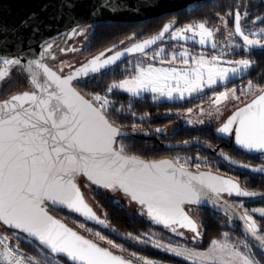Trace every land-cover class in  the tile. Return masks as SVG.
<instances>
[{"label":"snow or ice","instance_id":"1","mask_svg":"<svg viewBox=\"0 0 264 264\" xmlns=\"http://www.w3.org/2000/svg\"><path fill=\"white\" fill-rule=\"evenodd\" d=\"M76 2L63 0L62 7L73 12ZM105 9L114 12L118 5L113 0H100L92 15H98ZM226 15L234 16V31H229L228 35L238 36L242 40V44L235 47L244 51L264 50V28L257 33L246 32L242 27V21L248 17L247 11L241 13L237 9ZM220 19L227 25L224 17ZM256 20L264 22V17L257 16ZM207 23L204 21L176 28L170 32L171 39L189 40L198 36L200 45L211 43L215 49L217 45L211 39L214 31L206 26ZM170 27L165 25L158 36L133 44L124 52L117 51L103 59L104 53H101L68 75H63L64 66L54 70L45 62L54 50L51 40L39 43L38 57L28 58L32 42L40 32L38 17L34 13L11 28L0 25V49L12 45L15 50L14 55L0 54V89L14 83L11 70L18 69L26 74V90L0 100V227L12 230L11 236L0 233L2 264H38L36 258H26L20 249L19 240L22 237L38 244L46 254L45 264H131L49 214L50 206L67 209L82 216L85 221L110 227L107 218L100 219L85 201L77 182L79 177H85L90 185L98 189L121 193L128 201L140 206L143 210L141 214H146L152 222L163 225L177 236L184 235L179 229L192 232L193 240L200 238L202 233L199 223L190 216L193 210L191 206L209 203L222 208L226 213L236 215L245 233L257 242L259 251L264 252V228L244 208L243 200L235 205L222 200L225 193L229 197L247 199L258 196L264 199V193L241 188L238 178L190 171L187 160L183 163L179 158L146 160L138 155H130L126 146L118 141V137L126 133L115 120L110 119V110L121 112L123 106L115 108L107 94L95 93L91 98H85L73 85L74 80L95 76L115 65L126 53L148 56L146 49L169 33ZM77 31L74 27L69 35H75ZM25 32H29L27 38ZM163 51L161 48L153 58L159 57ZM179 57L182 64L190 63L186 49L179 53ZM176 59L177 55L172 54L168 63ZM218 61L217 56L211 57L210 61L203 55L191 57V62L197 66L184 70L158 68L151 63L146 66L137 64L134 75L114 81L108 86L107 93L120 90L132 97H139L143 92H151L171 100L176 92L183 98L185 91L189 95L200 92L205 87H212L247 71L254 64V61L245 58L227 61L234 66L224 68L218 66ZM68 67L71 68L70 65ZM169 81H174L175 86L169 87ZM247 88L254 93L249 102L241 100L236 95V89L215 95L213 102L217 105L227 101L229 96L243 104L215 131L221 137L232 138L238 148L248 153H259L264 158V86L253 85L249 81ZM131 106L129 103L128 108L131 109ZM199 123L203 124L204 121ZM136 130L133 125V131ZM220 154L230 163H236L222 149ZM194 167L199 170L201 163H195ZM239 167L251 168L252 172L264 175V165L254 167L240 164ZM109 202L123 210V205L114 199ZM238 209L244 210L238 212ZM257 212L264 218V208L252 209V213ZM79 227L92 231L84 223H80ZM94 234L100 240H106L99 232ZM223 237V240H213L207 253L163 245L158 241L153 242V247L185 259L196 257L198 264H259L252 252L257 245L241 241L239 243L244 246V251H241L237 244L229 242L228 233H223ZM13 238L17 243H12ZM129 238H132L131 234ZM134 239L148 242L141 241L140 237ZM107 243L113 248L122 249V245L112 240H107ZM144 264L152 262L144 260Z\"/></svg>","mask_w":264,"mask_h":264},{"label":"water","instance_id":"2","mask_svg":"<svg viewBox=\"0 0 264 264\" xmlns=\"http://www.w3.org/2000/svg\"><path fill=\"white\" fill-rule=\"evenodd\" d=\"M217 0H113V2L118 5V9L116 11H110V10H102L100 14L98 15H92L93 10L98 6L100 3V0H77L76 2V8L73 12H69L67 9L63 8V0H0V25H8L10 28L13 25H16L19 23L21 19L27 18L30 14H35L38 17L40 32L37 34L32 42V51L28 54V58L32 57H38L39 56V43L43 42L44 40H51L53 42V52L52 56L47 57L45 62L52 67L54 70L57 69V66L62 63H66L68 61H73L74 58L77 59L81 56V54L85 50L84 40L83 37L85 33L87 32V28L99 25V24H136V23H143L152 21L154 19L175 14L187 9H190L192 7H196L199 5H203L206 3H210ZM77 28V34L75 35H69L72 28ZM175 25H171L169 33L174 29ZM163 30V29H162ZM161 30V31H162ZM30 31V30H29ZM160 31V32H161ZM159 32V33H160ZM156 34L152 37L143 39L141 41L135 42L133 44L142 43L145 40L152 39L155 36L159 35ZM169 33H166L165 36L159 40L156 41L155 44L150 45L146 51H150L154 47L164 43L166 41L167 36ZM29 35V32H25V37L27 38ZM242 41V40H241ZM133 44H129L124 46V43H118L115 44L102 52L87 57L83 60H80L79 63L75 62L74 64H66L64 66L63 75H68L70 71H74L75 69L81 67L83 64L87 63L91 59H93L96 56H99L101 53H104L103 58H107L108 56L114 55L115 52L120 51L124 52L126 48L131 47ZM60 48H63L64 50H59ZM0 54H15V50L13 49L12 45H9L7 48L0 49ZM139 57L141 60H145L143 57V54L141 53H133V54H125L121 57L119 61L115 65H112L108 69L102 71L99 74H96L95 76H98L100 74H103L107 72L108 70L128 61L129 59ZM146 61V60H145ZM71 66L69 68L68 66ZM2 67V66H0ZM15 71L20 72L18 69L11 70V78L13 80ZM24 77L26 76L25 73ZM95 76H89L85 79L81 80H74L73 85L76 88V90L85 96V98H91L88 95H86L79 87L78 83H82L85 81H88L89 79L95 77ZM7 86V85H5ZM26 90V80L24 83L20 84L18 87H16L11 93L6 94L3 96L4 89H0V100L7 99L11 94H14L19 91ZM118 126V125H117ZM120 127V126H119ZM122 128V127H121ZM123 131L126 133L122 137H118V141L123 139H133L134 141H140V140H149L152 139V137H147L138 134L136 131H132L129 129L122 128ZM216 130V129H215ZM215 135L223 138V139H230L229 137H221L219 134L216 133ZM233 141V139H232ZM234 143V142H233ZM159 146L165 150L169 151H177V150H187L191 148L192 146L201 147L205 151L209 152L212 156L216 157L217 159H221L224 162H226L228 165L251 173L255 175H261L259 173H255L251 171V168L245 169L242 167H239L241 163L232 157L231 159L235 160L236 163H230L229 161L225 160L223 156L220 154V148H216L213 145L201 141V140H193L190 142H183V143H159ZM235 147L249 155H259V153H248L240 148H238L236 145ZM225 154V153H224ZM145 159V158H144ZM160 159H169L174 160L171 157H165ZM160 159H152V160H160ZM149 160V159H146ZM251 166V165H250ZM190 171L196 172H211L213 175H220L225 178H232L236 179L232 176L213 171L208 169H202L200 167L199 170L197 169H189ZM264 176V175H262ZM81 192L84 195L85 201L89 204V206L92 208L93 212L100 218L105 219L107 218L106 214L103 213L102 209L99 207L93 193H97L98 195H101L105 197L108 201L115 200L118 203L122 204L123 207L127 209V211L132 212L134 214H137L143 221L147 223L150 227L153 229L166 234L170 237H173L179 241L185 242V243H191L193 233L186 230V229H179V231H182L184 233L183 236H177L174 233H172L170 230L166 229L163 225L155 224L152 222L146 214H141L142 209L139 205H137L135 202H130L125 198L121 193H111L104 189H98L95 185H90V183L87 181L85 177H79L77 180ZM241 188H246L241 181L239 180ZM86 185H88L86 187ZM248 190V189H247ZM257 192V191H256ZM262 193V192H258ZM257 198H260L259 196ZM255 198V199H257ZM222 200H227L229 204L235 205L233 203L234 200H248L247 198H240L236 196L229 197L226 193L222 195ZM192 212L190 213V216L193 220L198 221L197 217L194 215V210H209L212 211L218 215L224 216L229 221L237 222L239 225L240 230L242 231L243 235L245 236L246 240L249 241L251 245H257L255 249L259 251V245L257 242L252 239L250 236H248L243 227L242 223L239 221V219L236 217L233 213H226L224 209L219 207H213L209 203H205L203 205H193ZM54 210L57 212H63L68 216L77 218L84 223L100 230L104 233L112 234L120 239H123L127 243L133 245L134 247H139L138 244L135 243V241H130L129 237L123 236L121 233H119L115 227L112 226L111 222L107 218V223L110 225V227H104L103 225L97 224L94 221H85L82 216H79L76 213L69 212L67 209H57L53 207L48 208V212L50 215L54 216L55 218L61 220L63 223H65L69 228H72L74 231H77L80 235L84 236L86 239H90L93 242L97 243L101 247L109 248L111 251H113L114 254L122 256L125 260L130 261L131 264H144L139 263L137 260L131 258L129 255L123 253L120 250H117L115 248L109 247L105 245L103 242L96 240L94 238H91L86 233L81 231L80 229L73 226L71 223H69L66 219L63 217L56 215L54 213ZM238 212H241L240 209L237 210ZM259 225V223L257 222ZM200 225V223H199ZM201 231V226H200ZM202 233V231H201ZM202 237V235H201ZM200 237V238H201ZM30 240V238H27ZM31 241V240H30ZM34 242V241H32ZM36 243V242H34ZM37 244V243H36ZM38 245V244H37ZM261 252V251H259ZM264 254V252H261ZM2 264V262H0Z\"/></svg>","mask_w":264,"mask_h":264},{"label":"trees","instance_id":"3","mask_svg":"<svg viewBox=\"0 0 264 264\" xmlns=\"http://www.w3.org/2000/svg\"><path fill=\"white\" fill-rule=\"evenodd\" d=\"M249 8H256L255 2L253 0H219L215 2H211L205 5H199L193 11H183L177 13L175 15L176 20H179L182 23L188 22H204V21H216L215 16L217 14H223L225 12L234 13L237 9L241 12L247 11ZM169 15L163 16L152 21L136 23V24H99L94 25L87 28V32L83 37L85 50L81 54V60L94 56L103 50L118 44L124 43V46L133 44L135 42L141 41L143 39L152 37L159 33V31L166 25ZM139 58V57H137ZM149 60H136L133 64L128 61V65H137L149 64ZM124 65V66H123ZM120 64L107 72L95 76L88 81L78 83V87L89 97H91L95 93H105L107 91L108 86L114 81H119L124 79L125 77L134 74V71H130L129 69L124 68L125 64ZM264 73V60H258L257 67L252 71L253 77L255 74ZM16 74V73H14ZM13 78L14 83L11 86H5V89L2 94L6 95L11 93L16 87L25 82L24 74L14 75ZM259 79L264 82V76ZM112 98L114 100L115 108H122L121 112H115L110 110L111 115L110 119L115 120L117 125L129 129L133 131V125L136 126V132L140 135L147 137H156L159 139H168V140H179L180 134L186 132L189 135V139L193 137L200 136L203 139H206L208 136H213V131L216 127H210L206 129H192L187 127H178L171 134L162 135L161 132H157L156 129L159 127L151 125L161 124L163 122H167L166 115L170 112H175L174 109L170 111H166L167 109L164 107V104H153L148 99L144 100H136L130 99V96L126 95L121 91H115L112 94ZM129 103H131V109L128 108ZM180 111V110H178ZM135 113V115H132ZM185 114V113H184ZM183 115V112H181ZM149 116H151L154 120L149 121ZM171 118V117H170ZM169 128V126H166ZM127 144L126 151L130 155H138L145 159H159L163 153H167L165 149L160 146L152 147V143H148L147 140L134 141L133 139H123ZM181 140V139H180ZM191 149L187 151H178L179 153H189ZM170 154V153H169ZM195 158L198 157L196 154H192ZM208 155L207 153L203 154ZM99 207L102 209L103 213L106 214L108 220L111 222L112 226L116 228V230L121 233L125 237L134 236V234H139L142 231L153 230L152 227L147 225L145 221H143L137 214L127 211L125 207L123 210H120L117 207H114L112 203H110L105 197L98 195L97 193H93ZM194 215L197 217L202 231V237L196 240L192 239L191 243H187L188 245L195 247L197 249H206L213 240L220 239L225 231V223L224 219H227L224 216L218 215L209 210H194ZM56 215L64 217L66 215L63 212H57L54 210ZM68 218V222L71 223L72 219L79 220L77 218L66 215ZM72 218V219H71ZM71 221V222H70ZM73 223V222H72ZM0 233H4L6 235L11 236L12 230H6L0 227ZM108 236L114 238L117 242L122 243L126 246H130L135 249L137 252L147 255L150 258L158 259L167 263L172 264H191L188 263L178 257L170 255L168 253H164L156 248H153L149 245H145V247H134L133 245L127 243L123 239H120L112 234L106 233ZM130 241L131 238H129ZM12 243H17L16 239H12ZM19 247L22 250L25 257H34L38 262L45 264V261L42 260L40 251L43 250L36 244L30 243L26 241V238H21L19 240ZM258 261L260 264H264V256L262 253L258 252Z\"/></svg>","mask_w":264,"mask_h":264},{"label":"flooded vegetation","instance_id":"4","mask_svg":"<svg viewBox=\"0 0 264 264\" xmlns=\"http://www.w3.org/2000/svg\"><path fill=\"white\" fill-rule=\"evenodd\" d=\"M217 1H219V0H217ZM253 1L255 2L256 8H254V9L249 8L247 10L248 17L246 20L242 21V27L244 28V30L246 32H257L258 33L259 29L264 28V22H261L260 20H256L257 16L264 17V0H253ZM213 2H215V1H213ZM206 4H208V3H206ZM203 5H205V4H203ZM197 7L198 6L192 7L190 9H187V11H193ZM184 11H186V10H184ZM181 12H183V11H181ZM178 13H180V12H178ZM241 13H243V12H241ZM176 14L177 13L169 15V18H168L167 23H166V25H175V27L172 31H174L176 28L184 27L188 24L198 23V22L182 23L179 20H176V17H175ZM226 14H227V12H225L223 14H217L215 16L216 21L215 22L209 21L206 25L207 27L215 29L218 31L217 35H216L218 38V42H216L217 47L215 49L212 48L211 46H207V47L203 48V47H201L195 43H192V42H189V43L185 42L184 43V42H181L178 40H173V39H171V36L169 33V35L167 36L166 41L164 43L154 47L153 49H151L150 51L147 52L149 54L148 56L143 55V57L145 58V60H149L150 63L153 65H158V66L164 65L166 67H176L179 69H183V67H180L182 65V63H181V58L179 56L177 57L176 61L172 62L171 64H169L168 61L171 59L172 54L180 53L181 51H184L186 49L188 51L190 57L199 58L201 55H203L205 57V59H211V57L217 55V57L218 56L221 57V61H222L221 64H222V66H224L226 68L230 67V66H234V65L228 64L227 61H238V60L245 59V58L250 59V60L254 61V64L247 71L238 73L237 76L230 77L225 83H221V84L216 85L210 89H205L201 93L196 94V95L192 96L190 99L184 100V101H167V100L156 101V100H153L150 95H145L144 97L136 98V97H132L129 94L123 92L126 95L130 96V99H132V100L136 99V100H144L145 101L146 99H148L153 104H157V105L158 104H160V105L164 104V107L167 109L166 111H170L171 109H174V111H177V113L175 112V114L173 112H170L166 115H163V117H166L165 120H167V122H163L161 124L150 126V127H154V126L159 127V129L162 130V131H160L162 135L171 134L175 129L177 130L178 127H187V128L191 127L192 129H206V128H210V127H216L217 128L233 113V111H235V109L237 107H242L243 104H241L237 100L232 99L231 103L229 104L230 106L222 114H220L219 116H216L211 121H208V122L204 121L203 124H201V123L192 124L191 121H185L184 118L196 117L199 114H201L204 111V108H206V106L210 103L211 98L213 96L219 94L220 92H224L225 90L230 91L231 89H236L237 90L236 95L241 97V100H243L244 102H249L253 98L254 93H250L248 91V88H247L248 82L252 81L253 85L264 86V82H262L259 79V77L262 78L264 76V73L263 74L262 73L255 74L254 77L252 75V71L258 65V60L259 59H260V61L264 60V50L253 49L251 51H244V50H242V48L235 47V44H242V41L238 36H229L228 35L229 31H234V16L229 17ZM220 17H224L227 20V25H225V23L220 19ZM254 20H256L255 23H253ZM221 29H223L226 33L224 34ZM250 38H257V37H250ZM225 40H226V42H224V44H223V41H225ZM161 48H164L165 52H168L169 54L165 55L163 57L153 58L155 56L154 54L156 52H158ZM181 48H184V49H181ZM128 61H130V59ZM128 61L122 63V65L125 64L124 68L129 69V70L130 69L133 70L134 68H136L137 65L126 64V63H128ZM161 61H163V63ZM190 64L194 65V63L191 62V59H190V63L188 65H190ZM144 66H146V65H144ZM15 73L16 74H14V75L18 74V75L22 76L21 72L15 71ZM255 94H258V93H255ZM3 96H5V95L3 94ZM178 110H180V111H178ZM181 112H183V115H181ZM149 118H150L149 121L154 120L151 116H149ZM189 118H187V120ZM166 126H169V128ZM186 132H183L180 134L179 140L174 139L171 141V140H168L165 138L159 139V138L154 137L152 139L147 140V142L152 143L153 144L152 147H157V146H159V143H183V142H190L193 140H201V141H204V142H207V143L213 145L216 148H220V150L222 149L225 154L229 155L230 157H232L233 159H235L241 163L249 164V165L254 166V167L264 165V158H262L260 154L259 155H249V154H246V153L238 150L235 147V144L233 143L232 138L227 139V140L220 138V137L215 135V130L213 131V136H208L206 139H203L200 136L193 137V138L189 139V137H188L189 135H187ZM120 141L124 142V140H120ZM189 149H191L189 152L191 154H196L198 156H202L203 154L207 153L208 155H205V156H208L209 158L212 159V161L209 162L208 166L207 167H201L202 169L213 170V171H217V172L232 176L236 179L238 178V180H240L241 183L249 191H257V192L264 193V176L255 175V174H251V173L236 169V168L228 165L223 160L217 159L216 157L212 156L209 152L203 150L201 147L192 146ZM189 149H187V150H189ZM187 150H182V151H187ZM165 151H168V152L163 153L160 156V158H165V157L173 158L175 155L179 154L178 151H181V150H177V151L165 150ZM253 200H264V199H262L260 197L257 199L243 200V202L249 203ZM240 201L241 200H234L233 203L236 204V203H239ZM240 210H241V212H243L242 209H240ZM249 214L254 215V218L259 223V226L264 228V218L253 214L250 210H249ZM64 216H66V215H64ZM76 221L84 223L81 220L72 219V222H76ZM224 223L226 225L224 233L236 235L238 238L249 243V241L246 240L245 236L243 235L242 231L240 230L237 222L234 221L231 223L229 221V219H224ZM84 224L86 225V228H88V229L91 228V229H94L95 231H100V230H98V229H96V228H94V227H92L86 223H84ZM84 233H86V232H84ZM157 233H159L161 235H166V234H163L160 232H157ZM86 234L88 236H90L91 238L98 240V237H96V235L94 233H86ZM101 234L106 236V237H109L104 232H101ZM26 241H28L30 243H34L27 238H26ZM116 243L119 244V242H117V241H116ZM34 244H36V243H34ZM120 245H123L127 249L129 254L130 253L131 254L136 253L139 255V252H137L132 247L125 246L124 244H120ZM249 245H251V244L249 243ZM252 252L255 255L256 260H258L259 258H258L257 254L259 251L255 248H252ZM262 255L264 256L263 253H262ZM145 256H147V255H145ZM131 258L135 259L134 257H131ZM150 259H152V258H150ZM135 260H137V259H135ZM138 262L142 263L141 261H138Z\"/></svg>","mask_w":264,"mask_h":264},{"label":"rangeland","instance_id":"5","mask_svg":"<svg viewBox=\"0 0 264 264\" xmlns=\"http://www.w3.org/2000/svg\"><path fill=\"white\" fill-rule=\"evenodd\" d=\"M185 27V26H184ZM184 27H180V28H184ZM210 29H212V28H210ZM222 31H223V33L225 34L226 32L223 30V29H221ZM213 31H214V35H213V37L211 38L212 39V41L213 42H218V38H217V30H215V29H213ZM187 35H191V33H188ZM198 40H199V37L197 36V37H195L194 39H189V40H178V41H181V42H192V43H195V44H197V45H199V46H201V47H203V48H205V47H207V46H211V43H206L205 45H200L199 43H198ZM224 42H226V40L225 41H223V44H224ZM217 45V44H216ZM235 45H237V44H235ZM164 49V48H163ZM180 49V48H179ZM181 49H184V48H181ZM169 53L168 52H165V50L161 53V55L159 56V57H163V56H165V55H168ZM155 55V54H154ZM177 55V57L179 56V53H177L176 54ZM220 55V54H219ZM217 56V55H216ZM158 57V58H159ZM218 58H219V61H218V66L219 67H224V66H222V61H221V57H219L218 56ZM139 58H137L136 57V60H138ZM189 59H191V57L189 56ZM80 60H81V56L77 59V61H76V59L74 58V60L73 61H68V62H66L65 64L64 63H62V64H59L58 66H57V68H59V67H61V66H65L66 64H74L75 62H77V63H79L80 62ZM207 60H211V59H207ZM135 62V58H132V59H130V63L131 64H133ZM147 65V64H146ZM155 67H166V66H164V65H154ZM197 65L196 64H194V65H181L180 67H183V69H181V70H184V69H190V68H193V67H196ZM207 66H209V65H206V67ZM231 67V66H230ZM224 68H226V67H224ZM136 68H134L133 70L132 69H130V71H134ZM134 74H135V72H134ZM134 74H131L130 76H128V77H125V78H129V77H131L132 75H134ZM235 76H237V75H235ZM235 76H232V77H235ZM124 78V79H125ZM124 79H121V80H124ZM121 80H119V81H121ZM115 82H118V81H115ZM226 82V81H225ZM225 82H218L216 85H219V84H221V83H225ZM113 83V82H112ZM111 83V84H112ZM110 84V85H111ZM168 85H169V87H174L175 86V82L174 81H169L168 82ZM216 85H213L212 87H214V86H216ZM212 87H205L203 90H205V89H210V88H212ZM181 90H183V86L181 87ZM202 90V91H203ZM115 91H120V90H114L112 93H107V91H105V93H100V94H102V95H104V94H107L108 96H109V99L110 100H112L113 102H114V100H113V98H112V94L115 92ZM202 91H200V92H193V93H191L190 95H189V93L188 92H186L185 91V93H184V97L183 98H181L180 96H179V93H176V92H174L173 93V96L175 97L174 99H167L166 97H161V96H159V94L158 93H151V92H143L139 97H136V98H141V97H144L145 95H150L151 97H152V99L153 100H156V101H162V100H167V101H184V100H188V99H190L192 96H194V95H196V94H199V93H201ZM153 97H155V99L153 98ZM214 99H215V96H213L212 98H211V101H210V103L206 106V108H204V111L201 113V114H199L198 116H196V117H191V118H189V117H186V118H184V120L185 121H191V123L192 124H194V123H199V121H201V120H203V121H206V122H208V121H211V120H213L216 116H219L220 114H222L230 105V103H231V101H232V99H231V96H229V99L227 100V101H223L221 104H219V105H217V104H215L213 101H214ZM217 109H219V111H217ZM187 118H189L188 120H187ZM120 142H122L125 146H127V144L125 143V142H123V141H120ZM204 150V149H203ZM182 151V150H181ZM198 157H200V160H197V157L195 158L191 153H179V154H177V155H175L174 157H173V159H177V158H179V160H180V162L181 163H183L185 160H187L188 161V166H189V168H193V165L195 164V163H201V167H207L208 166V164H209V162H211L212 161V159L211 158H209L208 156H203V157H201V156H198ZM244 203V208H246V209H248V210H250L251 212H252V209H261V208H264V200H253V201H251V202H249V203H245V202H243ZM242 210H244V209H242ZM253 214H255V215H257V216H259L260 217V215H259V213L257 212V213H253ZM64 219H66V220H68V218L66 217V216H64L63 217ZM71 222V221H70ZM81 222H78V221H76V222H73V223H71V224H73L76 228H78V229H80L81 231H83V232H86V233H96V232H99L100 234H101V232L100 231H95L94 229H91L92 231L91 232H89V231H87L85 228H80L79 227V224H80ZM88 229V228H87ZM157 232H159V231H157V230H155V229H153V230H147V231H142L141 233H139V234H134V236L131 238V240H133V241H135V243L136 244H138V245H140V247H145V245H149V246H151V247H153V242L154 241H158V242H160L161 244H163V245H172V246H174V247H183V248H186V249H190V250H193L194 252H196V253H207V251H208V249H209V247L211 246V244L206 248V249H197V248H195V247H192V246H190V245H188L187 243H185V242H182V241H178L177 239H175V238H173V237H171L170 238V236H168V235H161V234H159V233H157ZM161 233V232H160ZM102 235V234H101ZM102 236H104V235H102ZM97 237V236H96ZM104 237H106V236H104ZM110 237V236H109ZM106 237V240H100L99 239V237H98V240L99 241H101V242H103L104 244H106L107 246H110L108 243H107V240H112V241H114V243L115 244H117L116 243V241L114 240V238H112V237ZM135 237H140V239H141V241H148L147 243H144V242H137L134 238ZM224 239V237H223V235H222V237L220 238V239H215V240H223ZM228 240H229V242L230 243H233V244H237V246L238 247H240V249H241V251H244V246H243V244L242 243H239V242H241V241H244V240H242V239H240V238H238L236 235H232V234H229L228 233ZM120 244H122V243H119V244H117V245H120ZM126 246V245H125ZM111 247V246H110ZM113 248V247H112ZM153 248H155V247H153ZM115 249H117V250H120V251H122V252H124V253H126V254H128L129 256H131V257H134L135 259H137L138 261H141L142 263H144V260H148V261H151L152 262V264H172V263H167V262H164V261H161V260H158V259H150L149 257H147V256H145V254H142V253H139V255L138 254H136V253H134V255L133 254H129L128 253V251H127V249L122 245V249L121 248H115ZM157 249V248H156ZM158 250H160V251H162V252H164V253H168V254H170V255H173V254H171V253H169V252H165V251H163V250H161V249H158ZM40 253V255H41V258H42V260H44L45 261V256H46V254L44 253V252H42V251H40L39 252ZM173 256H175V255H173ZM175 257H178V258H180V259H182V260H184V261H186V262H188V263H191V264H198V260H197V258L196 257H192V258H190V259H185L184 257H182V256H175ZM141 258H143V259H141ZM48 259H51L50 257H48ZM38 264H43V263H41V262H38Z\"/></svg>","mask_w":264,"mask_h":264},{"label":"built area","instance_id":"6","mask_svg":"<svg viewBox=\"0 0 264 264\" xmlns=\"http://www.w3.org/2000/svg\"><path fill=\"white\" fill-rule=\"evenodd\" d=\"M195 165V164H194ZM194 165H193V168H189V169H196L195 167H194Z\"/></svg>","mask_w":264,"mask_h":264}]
</instances>
